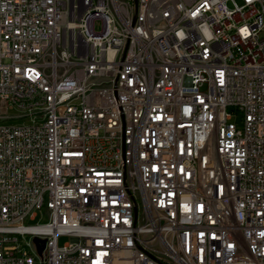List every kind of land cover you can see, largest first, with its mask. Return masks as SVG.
Masks as SVG:
<instances>
[{"label":"built area","instance_id":"2783aa9c","mask_svg":"<svg viewBox=\"0 0 264 264\" xmlns=\"http://www.w3.org/2000/svg\"><path fill=\"white\" fill-rule=\"evenodd\" d=\"M84 2L0 0V264H264V0Z\"/></svg>","mask_w":264,"mask_h":264},{"label":"rangeland","instance_id":"374dc122","mask_svg":"<svg viewBox=\"0 0 264 264\" xmlns=\"http://www.w3.org/2000/svg\"><path fill=\"white\" fill-rule=\"evenodd\" d=\"M96 28L97 29L101 28V20L100 19H98L96 21ZM22 113H25L24 110H17V109L9 110V114H12V115L22 114ZM33 119H34V116L13 118V119H8V120L4 121V124H14V125L33 124L34 123ZM234 119L239 120L240 115H237V116L235 115ZM44 210H45L44 208L39 210V216L35 220H29V219L26 220V224H38V223L47 222L48 216ZM18 238H19L20 246L22 247V249L27 250V251H31L33 254H35V251H34L33 246L31 244L34 241L33 236H31L30 234H19ZM68 240H69L68 236H61L59 238V243L63 244L64 242H66Z\"/></svg>","mask_w":264,"mask_h":264},{"label":"bare ground","instance_id":"6f19581e","mask_svg":"<svg viewBox=\"0 0 264 264\" xmlns=\"http://www.w3.org/2000/svg\"><path fill=\"white\" fill-rule=\"evenodd\" d=\"M93 12L103 11V4L101 0H92V2H84V14H91ZM64 61H71V54H64ZM141 74H148V67H141ZM44 238L46 240H59L60 232L53 230H44ZM34 250H39V242L35 240L31 243Z\"/></svg>","mask_w":264,"mask_h":264},{"label":"water","instance_id":"95a60500","mask_svg":"<svg viewBox=\"0 0 264 264\" xmlns=\"http://www.w3.org/2000/svg\"><path fill=\"white\" fill-rule=\"evenodd\" d=\"M35 241H36L37 243L40 242V241H41L42 243L44 242V240H40L39 238H35ZM41 249H42V246L40 247V251H41Z\"/></svg>","mask_w":264,"mask_h":264}]
</instances>
